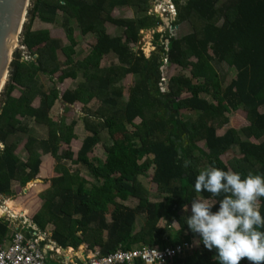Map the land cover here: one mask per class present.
Here are the masks:
<instances>
[{"label":"trees","instance_id":"obj_1","mask_svg":"<svg viewBox=\"0 0 264 264\" xmlns=\"http://www.w3.org/2000/svg\"><path fill=\"white\" fill-rule=\"evenodd\" d=\"M172 2L176 10L172 26L187 22L192 31L178 39L154 32V50L146 58L130 45L139 42L142 30L161 25L159 17L148 13L149 0H31L20 35L30 60H22L18 50L13 52L8 81L0 93V196L13 197L14 185L34 186L31 180L41 179L39 186L45 189L38 192L40 206L29 209L30 226L38 234L52 226L51 240L63 250L85 245L106 256L142 245L180 246L182 254L171 264H219L216 250L204 248L199 235L188 228L191 211L181 214L200 197L216 203L212 212L219 209L224 194L212 197L207 191L196 192V177L209 166L238 172L242 178L249 172L264 176V113L259 112L264 108V0ZM122 7L133 9L136 16L112 17V11ZM58 12L67 45L47 29H32L36 18L55 23ZM107 24L122 28V34L110 36ZM76 28L82 36L90 34L95 39L80 60L75 58ZM109 54L117 63L102 67V59ZM163 60L189 68V76L161 77ZM214 61L235 71L225 87ZM128 75L134 82L125 100L120 83ZM68 79L75 86L60 92L57 85ZM163 87L166 92H161ZM15 90L18 97L12 95ZM93 100L98 106L87 108ZM57 101L64 109L60 117H51ZM76 103L83 106L87 136L74 156L76 121L67 120ZM231 113L239 114L247 126L241 128L229 118ZM34 126L44 128L45 135L35 134ZM103 131L110 143L104 146L102 160L91 155ZM233 150L237 156L224 164L221 158ZM20 151L26 153L25 160L19 157ZM43 156L48 158L42 160ZM66 162L84 168L92 181L78 169H69ZM139 175L156 185L161 199H150ZM35 193L34 188L7 201L9 211L26 213L21 201L28 202ZM128 197L137 203L125 204ZM138 213L144 214V221L134 230ZM260 213L264 216V198ZM161 219L164 224L158 225ZM172 222L177 230L171 228ZM9 232V222L0 218V245ZM193 237L198 248L191 245Z\"/></svg>","mask_w":264,"mask_h":264},{"label":"rangeland","instance_id":"obj_2","mask_svg":"<svg viewBox=\"0 0 264 264\" xmlns=\"http://www.w3.org/2000/svg\"><path fill=\"white\" fill-rule=\"evenodd\" d=\"M163 1L164 0H149L150 9H149L148 13L152 14V15L157 14L159 16V18H161V17L167 18V16L164 13H162V11H161V8L165 7L164 4L162 3ZM165 2H167V1H164V3ZM159 6L161 8H159ZM30 8H31V0L29 1L28 7L26 8L27 13L29 12ZM135 16H136L135 11L133 9L127 8V7L115 8L112 11V17H114V18H134ZM27 20H28V14L26 16L25 23L27 22ZM61 22H62V13L58 12L55 23L47 24V23H44V22H42L36 18V20L33 22L32 29L33 30L47 29L50 31V34L52 37L60 38L62 40V43L64 45H67L68 42L65 39V36H64L65 34H64L63 29H62ZM107 27H108V32H109V33L108 32L107 33L112 37L120 36L122 34V31H123L122 28L115 27L111 24H107ZM191 31H192L191 27L187 22H184V23H182L176 27H173V29L168 28V29L164 30L161 27H159V28L154 29V30L145 31L144 33H142L139 36V38H140L139 42L135 45H130V46L132 47L134 52L138 53V52L142 51V54L146 58H148L149 55L151 54V52L154 50V47H152V40L154 39V34H153L154 32L169 34L172 37L178 39L182 36L187 35ZM74 37L78 43L76 46L75 58H76V60H80L87 55L90 47L94 44L95 39H94V36L90 35V34H88L87 36H82L77 28L74 31ZM165 43H166V41H165ZM20 46L17 44V48L15 49V51L18 50L20 52L22 60L29 61L30 58L26 55V52L24 51V49H22L23 47H20ZM13 52H14V50H13ZM58 57L61 60L64 59L63 55L61 54L60 51H58ZM164 61L165 60H163V62ZM112 63H117V59L115 58L114 55L109 54L108 56H106L102 59L101 66L107 67ZM212 65L215 68V70L217 71V73L219 74L220 81L222 83V87H225L235 77V71L232 68L228 67L227 65H225L223 63H217L215 61L212 62ZM161 68H162L161 77H164L165 79H169L171 76H176V75L189 76V68H180V67H178L176 65H172L168 62H164L163 66ZM39 77H40L41 81L44 83L45 78L42 77L41 75H39ZM133 82H134L133 76L128 75L120 83V85H122L124 88V99L125 100L127 99V91L133 85ZM70 83L73 84V82H71L69 80H65L62 84H58L57 87H58L59 91L62 92L65 88L70 87ZM72 84H71V86H72ZM12 95L14 97H18L19 96V90H15L12 93ZM202 97L205 98L207 101H211V98L206 96V95H203ZM33 105L34 106L37 105V100L34 102ZM74 105H76V104H74ZM97 106H98V102L96 100H93L86 107L91 108V109H95ZM61 107H62V104H60L59 101H57L55 103L54 107L52 108L51 112H50V116L51 117H54V116L58 117V115H60V113H62ZM82 108H83V106L80 104H77L76 106L71 107V112H70V117H69L71 119L67 120L68 122H70L71 120L74 119L77 123L75 126V129H74L75 135L77 136L76 137L77 139H75V141H72V143H71V149L74 153V156H76V152H77L78 148L80 147L79 144H80L81 137L85 133V131L83 129L82 121H81L82 120L81 118L83 116ZM259 112L261 114H263L264 108H261L259 110ZM182 114H184V113H182ZM229 118L236 119L241 124V128H244L247 126L246 122L240 117L239 114L231 113L229 115ZM138 122H139V120H135V123H138ZM30 126H33V124L30 123ZM229 127H230V125L228 124V125H225L222 129L217 130V135H222L224 133V131L226 129H228ZM33 128L35 130V132H34L35 134H39L41 136L45 135V129L44 128H41L38 126H34ZM129 128L131 129V127H129ZM241 140L244 141V138L242 137ZM81 142H82V140H81ZM109 143L110 142H109V139L107 137L106 132L105 131L101 132L100 143L94 147L91 157L101 158L103 160L104 159V146L108 145ZM234 156H237L236 150L230 151L228 154L223 156L221 158V160L224 164H226ZM19 157L22 160H25L26 153H24L23 151H20ZM47 158H48V156H43L42 160H45ZM66 165L71 170L78 169L80 171V175H83L88 181H92L90 175L88 174V172L84 168L78 167V166L71 164L69 162H66ZM151 174H152V170H150L148 172V175H151ZM138 178H139L140 182L143 184V186L149 191V197L151 200H159L162 198L161 196H158L159 194L156 191V185L152 182H149L146 176L139 175ZM31 181H35L34 186H32V184H28L27 186L20 188L17 185H14L13 189H15V194L13 197H2V196H0V207H3L4 203L9 201L10 199L11 200H15L16 198L19 199V198H21V196H24L29 190H31V189L33 190L35 188L36 193L32 196L33 199H31V200L29 199V201L26 203L21 201L24 204V205H21V210H22V212H26L23 215H16L15 214L16 211H14L15 216L13 217V219L12 218L9 219V218H6L8 216V214L3 215V213L0 210V218H4L5 220H7L13 229L22 228L23 227L22 224H24V223H25V225H28V224L31 225V217L29 216V212H30L29 209H31L33 211V210H36L40 206L41 202L38 200V192L40 194V192L45 189V186L44 185L39 186V183H43V181L41 179L35 178L34 180H31ZM7 203H9V202H7ZM124 203L129 205V206H134L137 203V199L134 197H128L124 201ZM8 205L11 206L10 203ZM190 211H191V205L187 207V211H185L183 209L181 214H186ZM24 219H27V222H25ZM107 219L109 220L108 216H107ZM143 221H144V214L138 213L137 218H136L135 223H134V230H138L141 227V225L143 224ZM173 223L174 222L171 223V228L173 230H177L178 226L176 225V223H174V224ZM163 224H164V221L161 219L158 222V225H163ZM52 230H53V227L48 225L46 228V231H45L49 240L46 239L45 234H42V235H45V239H46L45 242L48 243L47 245H45V250L48 253H53L54 259L59 260V261H63L66 263L70 262V261L79 262L81 260H84L85 257H90L92 254H95L96 251L87 250L85 245L79 246L77 250H74L72 248H67V249L63 250L61 248L56 247V244L51 240V231ZM184 234L186 235V232ZM191 245L193 248H198L197 238L193 237L191 239ZM55 248H57L59 250L58 254L57 253L55 254L54 252H52V250L53 249L55 250ZM69 249H71V251ZM67 256H69V257L67 258ZM51 264H57V263L51 261ZM247 264H249V262Z\"/></svg>","mask_w":264,"mask_h":264},{"label":"clouds","instance_id":"obj_3","mask_svg":"<svg viewBox=\"0 0 264 264\" xmlns=\"http://www.w3.org/2000/svg\"><path fill=\"white\" fill-rule=\"evenodd\" d=\"M194 187L212 197L224 194L216 212L211 210L216 204L213 200L200 197L191 201L186 224L199 235L204 248L216 250L219 264H241L244 259L249 264H264V231L259 230L264 228L260 213L264 176L249 172L242 178L238 172L209 166L199 172Z\"/></svg>","mask_w":264,"mask_h":264},{"label":"built area","instance_id":"obj_4","mask_svg":"<svg viewBox=\"0 0 264 264\" xmlns=\"http://www.w3.org/2000/svg\"><path fill=\"white\" fill-rule=\"evenodd\" d=\"M167 1V3H164ZM162 3L165 7L161 8L162 13L170 18L174 17L176 10L172 0H164ZM22 47V46H20ZM161 92H166V88H160ZM2 146L0 145V148ZM14 216L8 214L6 218L13 219ZM27 222V219H24ZM22 228L13 229L10 226L11 233L0 245V264H50L54 261L53 253L45 250L46 232L38 234L30 224H22ZM31 228V229H30ZM54 250V249H53ZM55 254L59 252L55 248ZM158 254V256L156 255ZM182 254L181 247H165L158 248L148 245H142L130 248V250H117L116 252L100 256L96 251L90 257H86L85 261L79 262H63L61 264H134L136 260H140L142 264H171L176 255Z\"/></svg>","mask_w":264,"mask_h":264},{"label":"water","instance_id":"obj_5","mask_svg":"<svg viewBox=\"0 0 264 264\" xmlns=\"http://www.w3.org/2000/svg\"><path fill=\"white\" fill-rule=\"evenodd\" d=\"M29 1L30 0H0V93L8 81L9 65L13 50L15 51L17 44L20 46L21 43L20 35L26 20V8L29 5ZM155 16L159 17L157 14ZM175 18L176 14H174L172 22ZM160 19L164 26L170 24L171 20L169 18L161 17ZM170 29H173V27L170 26ZM145 31L146 30H142L140 35ZM166 44H168V40H166ZM22 49L27 52L26 47ZM138 55L141 56L142 51L138 52ZM167 114H169V112ZM178 153H180V149H178ZM85 259L86 257L83 262Z\"/></svg>","mask_w":264,"mask_h":264},{"label":"crops","instance_id":"obj_6","mask_svg":"<svg viewBox=\"0 0 264 264\" xmlns=\"http://www.w3.org/2000/svg\"><path fill=\"white\" fill-rule=\"evenodd\" d=\"M164 15V14H163ZM166 15V14H165ZM167 16V18H169L171 21H170V24L169 25H167V26H164V24H163V22H162V24H163V26H160L162 29H164V30H166V29H170V25L172 24V19L173 18H170L168 15H166ZM176 27V26H175ZM159 28V27H158ZM106 29H107V32H108V27H107V25H106ZM109 33V32H108ZM87 36V35H86ZM75 50H76V48H75ZM108 56V55H107ZM106 57V56H105ZM69 81H71V82H73V84L72 83H70V88H73L74 86H75V82L73 81V80H70V79H68ZM71 84H72V86H71ZM59 103L60 104H62L61 103V101H59ZM77 104H80V103H76V105ZM76 105H72L71 107H74V106H76ZM81 105V104H80ZM62 110H61V112L63 111V109H64V107H63V104H62ZM61 116V113H60V115H58V117H60ZM82 119V118H81ZM74 120V119H73ZM75 121V120H74ZM82 121V120H81ZM68 122V121H67ZM77 124V123H76ZM82 125H83V122H82ZM76 126V125H75ZM75 129V128H74ZM83 129H84V125H83ZM85 131V130H84ZM74 133H75V131H74ZM87 136V132L85 131V133H84V135L81 137V140H83L85 137ZM77 137V136H76ZM77 139V138H76ZM81 140H80V144L79 145H81ZM72 141H75V139L74 140H72ZM79 149V148H78ZM43 158V157H42ZM46 158V157H45ZM10 207V206H9ZM11 212V211H10ZM12 213V215H14V213L13 212H11ZM15 216V215H14ZM11 233V229H10V232H9V234ZM56 247H57V245H56ZM59 248V247H58ZM70 251H71V249H69ZM69 257V256H68ZM67 257V258H68ZM53 262H55V263H57V264H61V261H59V260H56V259H54V261ZM50 264H51V262H50Z\"/></svg>","mask_w":264,"mask_h":264},{"label":"bare ground","instance_id":"obj_7","mask_svg":"<svg viewBox=\"0 0 264 264\" xmlns=\"http://www.w3.org/2000/svg\"><path fill=\"white\" fill-rule=\"evenodd\" d=\"M0 210H1V212L3 213V215H5V214H9V215H11V216H14V215H12V213L9 211V205H8L7 202L4 203V206H3V207H0ZM2 213H1V214H2Z\"/></svg>","mask_w":264,"mask_h":264},{"label":"flooded vegetation","instance_id":"obj_8","mask_svg":"<svg viewBox=\"0 0 264 264\" xmlns=\"http://www.w3.org/2000/svg\"><path fill=\"white\" fill-rule=\"evenodd\" d=\"M160 20H161V19H160ZM160 26H163V24H162V20H161V25H160ZM160 26H159V27H160ZM170 26H171V27H175V26H172V24H171Z\"/></svg>","mask_w":264,"mask_h":264}]
</instances>
